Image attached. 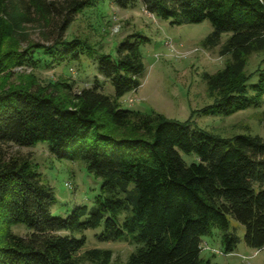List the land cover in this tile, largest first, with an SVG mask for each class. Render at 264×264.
<instances>
[{"label":"trees","instance_id":"trees-1","mask_svg":"<svg viewBox=\"0 0 264 264\" xmlns=\"http://www.w3.org/2000/svg\"><path fill=\"white\" fill-rule=\"evenodd\" d=\"M142 2L148 12L173 25L209 20L214 30L205 44L221 45L231 55L224 70L205 73L213 90L237 86L204 113L231 115L261 104L264 71L248 95L247 57L264 51V0H114L127 8ZM90 0H2L0 15L22 37L35 14L58 28L55 48L61 61L80 57L79 40L64 34ZM60 16L59 20L55 17ZM224 33L230 37L222 43ZM140 34L120 42L116 54L102 53L99 74L111 79L116 93L106 94L97 82L80 91L67 86V97L34 90L0 91V264H110L113 252L87 250V238L77 233L96 229L102 241L130 239L136 250L129 264H212L201 253L204 238L218 228L224 252L241 242L231 231L230 217L245 227V244L264 248V136L213 135L162 114H142L123 107L121 99L141 85L145 70ZM35 51L22 52L20 64L36 61ZM9 60V57H8ZM248 84V85H247ZM130 130L119 136L117 130ZM113 130L114 132H112ZM50 142L61 159L84 161L103 179L97 205L76 206L66 217L55 216L54 188L46 184L29 156L5 153L4 146L33 147ZM183 153L195 155L189 163ZM25 224L19 235L13 226Z\"/></svg>","mask_w":264,"mask_h":264},{"label":"rangeland","instance_id":"rangeland-1","mask_svg":"<svg viewBox=\"0 0 264 264\" xmlns=\"http://www.w3.org/2000/svg\"><path fill=\"white\" fill-rule=\"evenodd\" d=\"M2 0H0L1 3ZM62 2L64 0H49ZM88 1V0H87ZM91 3L77 14L64 38L76 39L82 44L80 57H70L61 61L56 57V45L60 37L58 28L48 23L42 16L35 14L31 23H27L22 37H15L13 27L0 15V91L34 90L57 98L67 97V86L73 91L97 82L103 91L114 96L115 86L111 79L99 74V57L102 53L115 55L122 40L132 34H140L145 42L142 45L145 70L140 74L141 85L137 90L127 93L122 99L125 108L142 114L159 113L165 117L190 122L195 128L213 135L232 138L239 134L264 136V95L259 106H252L231 115L204 113L229 88L213 90L209 87L204 74H216L224 70L231 55H221V45L212 48L205 44L206 38L214 30L209 20L201 23L173 25L171 20L163 19L146 10L142 2L127 8L115 5L114 0H90ZM59 20L60 16L55 17ZM230 37L224 33L222 43ZM36 61L20 64L15 59L26 51H35ZM9 57V60H8ZM248 95L255 91L251 85L257 83L264 71V51L256 52L246 59ZM114 132L113 130H111ZM133 132L117 130V135L125 136ZM50 142H40L33 147L7 144V155L21 154L29 156L34 168L50 184L57 195L52 206L55 216L66 217L76 206L88 205L93 208L101 195L103 179L89 170L86 162L58 158L50 149ZM187 162L196 160L195 155L183 153ZM231 231L241 238L237 249L226 254L218 228L211 236L204 238L201 257L211 260L212 264H264V248L255 250L244 242L245 227L230 217ZM104 223L76 237L86 236L87 242L79 253L83 258L90 249H107L113 252L110 264H129L136 244L130 239L124 241H102L99 235ZM15 233L25 236L30 230L25 224L13 226ZM81 264H93L82 259Z\"/></svg>","mask_w":264,"mask_h":264},{"label":"built area","instance_id":"built-area-1","mask_svg":"<svg viewBox=\"0 0 264 264\" xmlns=\"http://www.w3.org/2000/svg\"><path fill=\"white\" fill-rule=\"evenodd\" d=\"M203 249H207L206 247H203Z\"/></svg>","mask_w":264,"mask_h":264}]
</instances>
